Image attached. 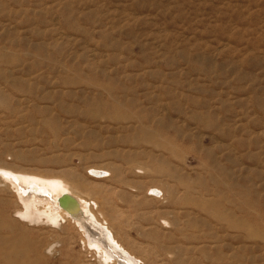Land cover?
Listing matches in <instances>:
<instances>
[{
    "label": "rangeland",
    "instance_id": "rangeland-1",
    "mask_svg": "<svg viewBox=\"0 0 264 264\" xmlns=\"http://www.w3.org/2000/svg\"><path fill=\"white\" fill-rule=\"evenodd\" d=\"M3 173L144 264H264V0H0V264H105Z\"/></svg>",
    "mask_w": 264,
    "mask_h": 264
},
{
    "label": "bare ground",
    "instance_id": "bare-ground-1",
    "mask_svg": "<svg viewBox=\"0 0 264 264\" xmlns=\"http://www.w3.org/2000/svg\"><path fill=\"white\" fill-rule=\"evenodd\" d=\"M89 170L97 176L96 179L103 178L100 175L105 173L101 169ZM3 175L18 191L24 208L36 213L33 218L38 222L42 218L54 226L60 222L72 223L80 231L84 243L93 248L105 264H144L122 246L111 227L98 219L94 212L96 203L76 193L62 179L25 173ZM150 191L155 194L160 192L153 188L147 193Z\"/></svg>",
    "mask_w": 264,
    "mask_h": 264
}]
</instances>
